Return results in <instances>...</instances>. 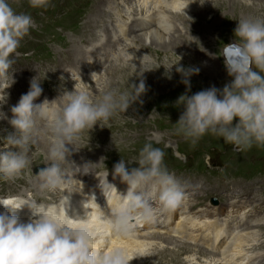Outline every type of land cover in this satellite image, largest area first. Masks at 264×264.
Instances as JSON below:
<instances>
[{"label": "clouds", "instance_id": "9594fccd", "mask_svg": "<svg viewBox=\"0 0 264 264\" xmlns=\"http://www.w3.org/2000/svg\"><path fill=\"white\" fill-rule=\"evenodd\" d=\"M29 4L32 8H46L49 0H29ZM33 23L31 15L16 13L6 0H0V77L7 76L14 64L12 57ZM234 34L235 42L224 44L220 50L232 82L225 84L222 91L213 86L178 98L177 106L183 105L184 111L175 124V133L192 144L211 133L233 145L236 151L254 145L264 147V18L240 19ZM176 70L189 88L188 77L199 72L195 67L178 66ZM138 75L142 77L143 70ZM91 77L96 82L98 74L94 72ZM129 89L120 92L105 83L100 93L94 95L89 88L76 83L74 91H65L58 98L63 101L61 105H56L58 99L47 98L38 104L35 101L43 89L38 77H34L30 90L11 109L10 124L15 132L9 134L5 147L14 150L0 154V174L11 180L28 168L35 144L33 129L40 120L48 134L50 162L36 174L38 190L80 191L74 186L82 182L68 175L63 165L70 162L85 130H92L97 123L103 127L145 93L144 79L138 85L130 84ZM236 118L238 123H234ZM104 159L101 157V162ZM125 161L122 158L114 165L112 175L127 184L126 194L118 192L107 178L100 180L108 205L101 215L102 228L92 226L95 216L92 206H100L94 194L83 203L84 216L77 214L75 218L68 215L70 196L65 194L57 204L35 200L20 204L15 199H0L6 208L0 213V264H129L125 249L98 247V243L110 235H133L137 223L154 220L157 214L154 204L161 211L175 210L186 199V192L164 164L162 149L153 147L151 142L143 145L136 159L127 160L138 167L129 168ZM89 164L76 167L87 174ZM25 206L31 211L27 223L21 222L17 215V210Z\"/></svg>", "mask_w": 264, "mask_h": 264}, {"label": "bare ground", "instance_id": "6f19581e", "mask_svg": "<svg viewBox=\"0 0 264 264\" xmlns=\"http://www.w3.org/2000/svg\"><path fill=\"white\" fill-rule=\"evenodd\" d=\"M61 1L66 2L69 0H59V2H61ZM130 1H132V0H128V2H130ZM229 1H230V8L227 7V9L223 10L226 12L222 13V15H221L222 19L223 18L225 19L227 17V15H232L236 11L242 10V9L248 13V15L246 16L247 18H264V0H252V1L251 0H229ZM86 2H87V0L80 1L76 5V8L75 9L73 8L74 10L72 12H69L65 22H55L54 21L53 24H50L43 31V33L40 35V38H49L50 40L53 39L54 43L58 42L59 44H61V46L67 45L69 43V37L67 38L66 36L62 35V31L63 30L69 31L72 28V26L75 24V22L84 14V12H86L88 14V18L84 21V27L82 29L78 30V32L81 33L79 35V37L81 39H86L88 41L89 45L94 44V46H98L97 47L98 50H96L94 48L91 52H87L85 50L86 48L80 44L81 39H79L78 40L79 42H77L76 44H75V42L73 44H71V46H72L71 50H72V53H74V55L72 58H68V59H71L70 65L77 66V65L81 64V66H82V64H83V66H86L87 65V63H86L87 59L86 58H88V56H89L88 53H90V55H91L90 59H93V58L98 59V61H97L98 67L97 68L100 67L97 70L98 71L97 74L99 75L97 77L98 78L97 84H101V82L104 81L103 77L105 75L106 76L108 75L111 78L109 79L107 84L111 87L117 88L120 92L130 90L129 89L130 84L135 83L138 85L140 82V79L141 78L144 79L145 84H146V91H145V93H143L139 97L138 100H140V102L137 100L134 103H132L130 105V107L126 110L125 113L133 111L135 104L140 105L142 101H144V102H145V100L149 101V98L150 99L154 98L156 100V102H154L153 105L158 106L159 102H162V103L165 102V100H161L159 98H167L170 95L169 90H171V88L173 89V87H175L176 84H178V85L182 84L183 83L182 80L184 78L182 77V75L179 72H177L176 68L173 71L172 69H170L168 67L162 66L164 64L166 65V62H161L162 65L159 64L160 65L159 67L154 66V63H153V65L150 64V65L144 66V65H146L144 63V58L146 56V52H144V51L149 50V51H151V52L153 51L155 53L156 52H166V55L171 56V57L177 56L176 53L185 55L188 58L189 62L185 59H181V64H178V66H181L185 69L190 68V65H193V64H191L192 61L190 62V60L195 61V59H193V57L190 56L188 51H187L188 53L186 52V49L189 50L191 48V46H194L197 50L198 45L204 46L203 44H205V43H204V41L198 43L197 41H199L200 38L199 39L196 38V39H198L197 41H194L195 39H193V40L189 39L190 42L186 44L187 41L184 43L183 37L181 36L182 33H180V32H182V31L184 32V29H186L187 32L190 31L189 28L193 26L192 22L197 21V20H195V19H197L195 17L206 15L213 8V6L206 5L205 3L201 4V0H142V2H139L140 6L138 8H136V9L133 8L134 9V13L132 14L133 20L128 21L126 19L127 13H125L123 11L121 12L120 10L117 11L116 8L109 7L108 13H107L106 10L104 9V7H105L104 4H105L106 0H95L94 4L92 6H90L87 10H85L84 6H85ZM135 3H137V2H135ZM222 4H225V1H223ZM132 5H134V4H132ZM217 5H215V6H217ZM237 5L238 6L240 5V8H237L235 10L234 8ZM233 6H234V8H232ZM133 9H132V12H133ZM160 13L163 14L162 17L159 15ZM225 13H228V14H225ZM220 14H221V10L219 8L217 15H220ZM103 16H107L108 19H111V17L117 18V20H118V17H120L122 20H118V22L120 23V25H122V31L125 34V38L123 37V35L121 37L120 31L118 30L119 28H117V26L114 25L113 21H111V23H107L106 25H104L103 28H101V30L105 31V34H106L105 41H102L99 38H97V40H96L97 34H96L95 28L98 26L99 21H101V20H99V18L100 17L102 18ZM175 22H178L179 24L174 25ZM217 22H219V21H217ZM229 24L223 22L218 26V28H219L218 32L223 36L221 38V43H224L226 41L235 40V37L233 36V35H235L234 34L235 29L234 28L231 29L230 27H232V26H230ZM216 30L217 29H215L214 32L218 33ZM211 32L214 33L213 31H211ZM213 36H214V34H213ZM187 37H185V38H187ZM39 39H38V41H40L41 43H43L44 41L45 42L47 41L44 39H40V40ZM203 40H205V39H203ZM209 41H211V40H209ZM214 41H215V39H214ZM119 45H122L123 51L126 48L128 50H129V48H132V49L130 50V52H127V53L124 52V54L120 53L117 55L116 53H117V49H118ZM218 45H219V43H218ZM153 46H155L156 49H153L154 48ZM87 49H91V48L87 47ZM142 49H143V51H142ZM203 50H205V48ZM209 50H211V49L209 48ZM62 51H63V49H61L59 51L56 50L54 52V54L52 53V55H55L56 58H52V60L48 59V62L53 63L54 61H56L55 63H60L59 56L63 54ZM174 51H175V53H174ZM191 51H195V49H192ZM58 52H59V54H58ZM216 52H218V51H216ZM163 54H165V53H163ZM173 54H175V55H173ZM52 55H50V56H52ZM98 55H99V57H97ZM114 55H116V57L112 60L111 64L109 66L106 64L108 68L106 69V72L104 74V71L103 70H102L103 72L101 71L102 65L104 63H106L108 61V59L110 60V58ZM149 55H150V53H149ZM182 55H180V56H182ZM60 58H61V56H60ZM103 58H105L104 61H103ZM150 58H151V56L149 57V61H150ZM101 59H102V61H101ZM175 59H176V61H175V64H176L178 58L175 57ZM199 60H201V59H199ZM147 61L145 60V62H147ZM164 61H166V60H164ZM202 61H204V58ZM91 62H93V60H91ZM199 64H200V69L202 71V73H201L202 75H201L200 80L196 77V74H192L191 77H188V79L190 80V88H189V85H186L185 83H183L184 87L185 88L187 87L188 90L195 91L197 89H202L204 87L203 84H204L205 79L212 75L211 71L213 68V66H212L213 64H202V62H200V61H199ZM57 65L60 68L61 64H57ZM106 65H105V67H106ZM214 65H216V64H214ZM58 66H57V68H58ZM170 66H171V62H170ZM202 66H204L205 69L202 68ZM141 70H143L142 77L138 75L141 72ZM55 72H57V71H55ZM62 72H64V71H62ZM198 73H200V72H198ZM48 75L52 76V74H50V73ZM81 75H84V79L86 81L88 80L87 81L88 83L89 82L95 83L93 94L98 95L100 93V87L96 86L97 84H96V82H94L92 80V77L91 76L89 77V74H87L86 72L82 73ZM53 77L55 78V73H53ZM57 77L60 81H63V80L65 81V79L62 76L57 75ZM85 77H88V78H85ZM159 80L162 81V82L161 81L160 82L163 83L164 87H159V86L155 85V83ZM30 82L31 81H28V84H27V87L29 89H30ZM66 83H67V87L63 91H68V92L74 91L72 83L71 82H66ZM12 84H13V82L11 83V81L10 82L7 81V83L5 85L6 87L5 86H3V87L9 88ZM220 84H222L221 81H220ZM21 88L23 89V86H21ZM186 92L188 93V91H186ZM181 94H182V92H181ZM22 95L23 94L20 93V95H19L20 98ZM42 96H43V94H41L40 97H42ZM40 97H38V98H40ZM17 98H18V96H17ZM58 98L55 97V99H58ZM58 100L60 101L62 99H58ZM159 100H161V101H159ZM139 105H137V106H139ZM175 106L177 107V105H175ZM176 107H175V109H176ZM119 113H121V112H119ZM123 114H124V112H123ZM118 115L119 114L117 113L114 116L117 117ZM123 116L125 117V115H123ZM109 121L106 124H104L103 127L100 126L99 130H97L98 132H100L102 130L101 134L106 133L107 143L105 144V146L111 145L112 143L115 142V141H113V139H111V134H110L113 130L111 123L114 121H110V122ZM144 121H146V119ZM121 123L122 122L120 121V124ZM95 128H98V126H94L93 129H95ZM36 129L38 131H40V137L38 135L36 136V139L38 141H35V146L32 145V148L30 151V159L31 158L34 159V158H37L40 156H44V160L46 159V161H44L43 163H45V164H42V165L46 167L47 166L46 163H49L50 161H48V149H49L48 134L45 130L44 122L43 121H37L35 124V127L33 129L34 132H36ZM112 134H114V133H112ZM120 135H122V133ZM87 137H88V135H87ZM90 137H92L91 134H90ZM117 137H118V134H117ZM120 140H122V139H120ZM80 142H81L82 146H79L76 144L75 147L77 150L73 151V154H75V158H72V159L69 158L70 162H67L64 164L67 166L66 168L63 165L65 170H67V168H68V173H67L68 175H70L73 178H75L76 180L82 182V184L78 182L74 186L77 190H80V191H74V192L69 193L67 190H65V193L63 191H57L55 194L54 193L53 194L47 193L48 195H51V197H52L50 200H48L47 198H45L43 196L44 195L43 193H42V196H41V194H39L41 192L38 190V187H37V179L33 180L31 178V175H34L36 173L35 172L36 169H32L31 164H29L28 172L26 171L28 173L27 177L26 178H21L22 176L16 177L20 186L21 187L24 186L25 188H23V190L21 192H19L20 195L17 194L18 196L16 194H12V196H11L12 198L10 197V199L17 200V197L19 198L21 195H24L26 191H34V192L39 191L37 194H33L32 197L21 196V197H24L26 199V201L25 200H23V202L19 201V203L24 204L26 202L35 200L37 202L45 201L47 204H56L57 202H59V200L61 199L63 194H65L66 196H70V206L68 208V215L72 218H75V216L77 214L80 215L81 217H83L85 214V210L83 208V203L86 202V200L89 196H91L93 194L98 195V193H96V188L92 187V185L94 184L95 179H96V174L94 172L90 173V178H88L86 175L80 177L82 172H81V170L78 171L76 166L82 167V165H85L88 161L87 157H90V158L93 157L94 159L96 158L99 161H101V160L99 157L93 156V154H91V153L79 152V149L81 147L88 148L91 145L95 144L94 141L86 140V141H80ZM103 142H106V140ZM122 144L123 143L120 144L122 147H126V145L124 146ZM98 145H100L99 142H98ZM86 148H84V149H86ZM7 149H9V148H7ZM127 149L128 148H126V151H127ZM119 152L122 153L121 150H119ZM74 159L77 161V163L75 165L71 163V162L75 161ZM102 166H103L102 164L98 165V166L95 165V166H93V168L97 169V168H101ZM88 169H90V167L87 168V171H88ZM77 175H79L78 178L76 177ZM13 179H15V178H13ZM10 189L14 190V187L10 185ZM0 192H1V190H0ZM81 192L84 194L83 196L79 195V193H81ZM97 195H96V202L100 206H97L96 204H94L92 206L93 209L95 210V216H94V219L92 221V226L102 228L103 227V221L101 219V215L105 211L103 209L105 205L102 204L101 201L104 200L105 195L103 194L101 197H99ZM227 197H229V195ZM106 202H107V198L104 201V203H106ZM250 203H253V205H251V204L242 205L246 210L251 205V208L248 210V214L241 216L240 219H239L240 216L234 217V219H232L231 224L237 226V227H233V228H241V226H245L248 223H255L256 226L260 225V226H258L260 229H264V198H260L257 200L253 198V200H251ZM227 205H228V203H227ZM229 206L232 207V204L229 203ZM1 210H2V213H4L6 211V208L2 203H0V211ZM88 211H91V209H88ZM249 213H251V215H249ZM211 214H216V213L211 212ZM252 214H254V215H252ZM17 215L19 216L21 222L27 223L29 221V218L31 217V211L27 206H25L22 209L17 210ZM250 216H252L253 218L250 219ZM218 218L216 219V222H214L212 224V228H213V232L215 234L214 239H215L216 243L219 242L218 244H220V242H222L226 238V230L224 229L225 223H220L219 222L220 220ZM141 223H145V225L141 227L140 226ZM148 223H150V224L147 226ZM165 225H166L165 219H163V217L157 211V214H156V216L152 222H139V223H137L133 235L128 236V237L110 235L109 237L105 238L103 241L98 243L97 246L98 247L109 246L111 248L119 247V248L125 249L129 255V257H130V260H131L129 262V264H189L188 262L185 261L184 258H182V256L188 255L190 252H193V251L195 252L196 251V249L194 248L195 245H193V243H191V242H188L187 240H184V238L176 236V235L167 236L165 234H161V233H164L165 231L168 232V230H167L168 227H166L167 225L166 226ZM157 226L162 227V229H159ZM153 227H156L157 229L154 230ZM220 227H222V229H219ZM169 230L175 231L174 227H173V222L171 223ZM136 232H140V233H136ZM154 232H159V233L157 234ZM239 237L243 238L242 236H239ZM153 240H154V243L157 241L160 244L164 245V247L163 248H147V249H145V245L147 243L153 241ZM243 240H247V239L244 237ZM215 241L213 240V243H215ZM262 243H259V246L262 247L264 245ZM234 246L240 251H238L236 253L235 252L231 253L229 255H227V253L221 252V251L219 253L214 252V254H213V251H212V253L208 252V250L206 248H203L204 250L199 249L197 251V253L199 255L205 257V258L208 257V260L210 262L216 261V263H217V261H220L221 259H223V263L227 264V262H232L233 257H237V255L239 253H242L245 251V253L247 252V254H248L249 251H251V252L254 251V249H249L248 251H246L243 249V247H239L236 245H234ZM136 247L139 249V251H138V253L135 254L134 250ZM228 247H230V246H228ZM256 247H257V244H256ZM263 248H264V246H263ZM143 249H145V250H143ZM259 253H261V251H258L257 254H259ZM227 256H229L228 259H227ZM231 257H232V259H231ZM245 259L248 260V257L247 258L244 257V259H241V261L236 260L235 262L242 263V261ZM261 264H264V262H262Z\"/></svg>", "mask_w": 264, "mask_h": 264}, {"label": "rangeland", "instance_id": "374dc122", "mask_svg": "<svg viewBox=\"0 0 264 264\" xmlns=\"http://www.w3.org/2000/svg\"><path fill=\"white\" fill-rule=\"evenodd\" d=\"M80 1H85V0H76V1L75 0H69L66 2L65 1L59 2V0H49L48 7H46V8H44V7L32 8L29 4V0H6V2L12 7V9L16 13H25V14L31 15V17L33 18V22H34L33 23L34 28L32 27L30 29L29 33L21 40L19 48L16 50L15 54L13 55L12 58L14 59V66L12 68H10V70H9V72H11L10 75L8 72L6 77H0V97H2L0 99V154L4 153L6 151H9L10 149L14 150L11 147H7V148H9V149H7L5 147V145H6L7 137L9 136V134H12L15 132V129L10 124V120L13 118V113H12L11 109L13 106H16L18 104V102H17L18 98H17L16 91L13 87V84L9 88H5L7 81L8 82L11 81V83H12V81H15L16 77H19L23 81L25 80L26 82L31 81L29 79V76H30V74H33L35 72V70L33 69L34 63L32 62V60L35 61V60L40 59V60L48 62V59L52 60V58H56L55 55H52V53L54 54V52L56 50L59 51V50L63 49V51H62L63 54L60 55L61 58L59 56L60 63L65 61V62H68L70 64L71 59H68V58H72L74 53H72V50H71L72 46H70L69 43L67 45L61 46V44H59L58 42H55L56 43L55 44L53 39L50 40L49 38H40V35L43 33V31L50 24H53L54 21L55 22H65L69 12H72L76 8V5ZM89 1H91L92 3L95 2V0H87V2H89ZM223 1H225V4H222ZM206 2L208 3L207 5L213 6V8L206 15L195 17V18H197V19H195L197 21H195L196 23L192 22L193 26L189 28L190 31L187 32L186 29H184V32L186 31L185 33L183 31L180 32V33H182L181 36L183 37L184 43L187 41L186 44L189 43L190 40L195 39L194 41H197L199 38H200L199 41H197L198 43L203 42V41L205 43V44H203L204 46L198 45L197 50L194 46H191V48L189 49L190 51L188 49H186V52L188 51L190 56L193 57V59H195V61H196L195 62L194 60H190V62L192 61L191 64H193V65H190V67H195V68L199 69L200 73L196 74V77L199 80H200L201 75H202L201 74L202 71L200 69L199 61L202 62V64H213L212 65L213 68L211 71L212 75L205 79L206 82L204 81V84H203L204 87L202 89H197L195 91H191V90H188L187 87L185 88L183 83L179 84V85L176 84L175 87H173V89L171 88V90H169L170 95L167 98H159L161 100H165V102H163L164 104L162 102H159L158 104L160 106L159 105L158 106L153 105L154 102H156V100L154 98L153 99L149 98V101L148 100H145V102L142 101L140 105L135 104V107H134L135 111L133 110V111L128 112V113L124 112V114H123V112H121V113H118L119 115L117 117L113 116V118H110L111 119L110 121H114L111 123L113 130L110 134H111V139H113V141H115V142L112 143L111 145L105 146V144L107 143L106 133L101 134L102 130L100 132L97 131L100 128V124L97 123L95 126H98V128H95L92 130H85L81 134V138L86 137L85 138L86 140L94 141L95 142V144H93L94 146L91 145L88 148L81 147L79 149V152L91 153V154H93V156L99 157L100 160H101V157H105L106 159H104L103 162L97 160L96 158L94 159L92 157L94 160H96V162H99L100 165L103 163L104 164H111L112 163V165H113V163L120 161V159H122V157H124V154L128 151H129L130 157L134 160L135 158L138 157L140 149L147 142L158 143L161 146L160 148L167 150L169 152H174L176 154L178 153V155H181V157L183 159L188 157L189 158L188 161L189 160L193 161L192 164H194V161H196L199 165L204 164L205 161L210 157L209 155H213V156L216 155L221 163H225L228 160V158L231 155H233V151H231V150H233L234 148L233 149L229 148V147H232V145L226 144L223 138L214 136L211 133L205 134L195 144H192L190 141L185 140L182 136L176 135V133H175V124L178 122L180 115L184 111L183 105H180L177 107L175 106V105H177L178 98L182 94H187L190 96V95H193L199 91L209 89L213 86H215L217 89L222 91L225 84L231 83L233 80V77L229 76V74H228V71H227V68H226L225 62H224V57L221 55L220 50L224 44L233 43V42H235V40L226 41L224 43H221V38L223 36L218 32V29H219L218 26L224 22L227 24L230 23L229 25L232 26V27H230L231 29H233V28L236 29L239 20L242 18H247L246 16L248 15V13L242 9V10L236 11L232 15H227V17L225 19L224 18L222 19V17H221L222 13L226 12L223 10L227 9V7L230 8V1L229 0H206ZM204 3H205V0H204ZM132 4H134L133 7H135V8H138L140 6L139 3H135V0L132 1ZM215 5H217V6H215ZM237 6H235V8L233 6L232 8H234L235 10L237 8H240V5L238 7ZM219 8L221 10V14L217 15ZM161 14L162 13H160L159 15L162 17L163 14L162 15ZM225 14H228V13H225ZM103 19H104V17L99 18V20H101V21ZM101 21H99L98 24H101ZM217 21H219V22H217ZM176 24L178 25L179 23L175 22L174 25H176ZM215 29H217L216 31L218 33L214 32ZM211 31H213L214 33H212ZM213 34H214V36H213ZM62 35L66 36L67 38L69 36L70 42H73L75 39H76L75 41L78 42V40H77V38L79 37L78 31H72L71 32L68 30H63ZM233 36L235 37V35H233ZM185 37H187V38H185ZM39 38L47 40V41L46 42L44 41L43 43H41L40 41H38ZM196 38H198V39H196ZM213 38L215 39V41ZM203 39H205V40H203ZM209 40H211V41H209ZM218 43H219V45H218ZM90 46H94V44H92ZM90 46H88V47L90 48ZM119 47L120 48L117 49V51L119 50L118 53H116L117 55L120 53L124 54V52H126V53L130 52V50L132 49V48H129V50H128L126 48L123 51L122 45H119ZM153 47H154L153 49H156L155 46H153ZM203 47L205 48V50H203L204 49ZM209 48L211 50H209ZM192 49H195V51H191ZM142 51H143V49H142ZM216 51H218L219 53ZM144 52H146V56L144 58V63L146 65H144V66H147L150 64L153 65V63H154V66L159 67L160 65H162L161 62H166V65L164 64L162 66L168 67L174 71L175 68L177 69L178 64H181V59H185L189 62L188 58L182 54L176 53L177 56L171 57V56H167L166 52H156L155 53V52H153V51L151 52L149 50L144 51ZM149 53H150V55H149ZM163 53H165V54H163ZM174 53H175V51H174ZM58 54H59V52H58ZM50 55H52V56H50ZM173 55H175V54H173ZM180 55H182V56H180ZM148 56L149 57L151 56L150 61H149ZM97 57H99V55ZM115 57H116V55L112 56L110 58V60H108L109 62L107 61L106 63L103 64L104 66L102 65L101 71L103 70L104 74L106 72V69L108 68L107 65L109 66ZM175 57L178 58L176 64H175V61H176ZM203 58H204V61H202ZM93 59H90L89 61L91 62V60H93ZM104 59L105 58H103V60ZM199 59H201V60H199ZM145 60L146 61L148 60V61L145 62ZM164 60H166V61H164ZM55 62L56 61H54L53 63H55ZM170 62H171V66H170ZM214 64H216V65H214ZM105 65H106V67H105ZM57 66H56V68H57ZM58 68H59V66H58ZM75 68L80 72H83L85 69L83 64H82V66H81V64H79V65L75 66ZM202 68L205 69L204 66H202ZM12 69H15V70L11 71ZM39 73L41 75H46V73H48V74L50 73L53 76V70L50 71V68L45 67V66H42L39 69ZM55 73H57V72H55ZM110 78H111L110 76L105 75L103 77L104 81L101 82L102 84H97V86L100 87V90L103 87V85L109 81ZM160 81L161 80L157 81L155 83V85H157L159 87H164L163 83H161L162 81L161 82ZM220 81L222 84H220ZM3 86H5V87H3ZM21 86H24V85H18L20 90H22ZM186 91H188V93ZM181 92H182V94H181ZM21 93L25 94L22 91H21ZM42 94H43V96L38 98L35 101V103L39 104V103L43 102V100H45V98H47V96L44 94V90H43ZM161 100H159V101H161ZM60 101H62V100H60ZM60 101H58V103ZM138 101L140 102V100H138ZM137 105H139V106H137ZM174 106L176 107V109ZM123 115H125V117ZM145 119H146V121H144ZM38 121H40V120H38ZM120 121L122 123L123 122L124 123L120 124ZM234 123H238V118H236V120H234ZM36 132H34V130H33V139L35 141H38L36 139V136L38 135L40 137V131H38L36 129ZM112 133H114V134H112ZM121 133L123 136L120 135ZM90 134L92 137H90ZM117 134H118V137H117ZM87 135H88V137H87ZM81 138H80V140H81ZM120 139H122V140H120ZM105 140H106V142H103ZM216 141H220L223 144L221 150L217 147V144H215ZM98 142L100 143V145H98ZM121 143H123L122 145H124V146L126 145V147H122L120 145ZM78 145L82 146L81 142H78ZM34 146H35V144H34ZM116 146L118 147L119 150H121L122 153L119 152V150L117 149ZM84 148H86V149H84ZM126 148H128L127 151H126ZM73 151H75V149H73ZM181 153H185V155L181 154ZM244 153L247 154L246 155L247 158H245V164L243 166V171L241 172L240 177L237 179L236 189H234L232 191V193L229 195V197H227V198H231L233 193H234L236 200L228 202V205L226 204L224 207L227 211V216H222V217H227L225 219L226 220L225 223L232 221V219H234V217L240 216L239 217V219H240L241 216L248 214V210L251 208V205H253V203H250V201L253 200V198L257 200L256 196H253L252 193L257 195V197L264 198V197H261V196H264V171H262V170H264V147L254 145L251 149L245 150ZM197 156H199V157H197ZM87 158L89 160V163H92L93 159L89 158V157H87ZM31 159H30L31 168L36 169L35 170L36 173L39 171V169L41 167L42 168L45 167L42 165V164H45L43 162L46 161V159L44 160V156H40V157H37L34 159L31 158ZM131 164H136V163L133 162ZM79 167H81V166H79ZM136 167H138V164ZM104 168H106V167H104ZM255 168L258 170H261L262 172L259 173L258 171H255L254 174L252 175V177L250 178L251 175H249L248 171L250 169L254 170ZM92 169L94 170V168L92 167V168L88 169L87 172L88 173H89V171L92 172ZM77 170H78V168H77ZM170 170H174L175 175H180V176L184 177V175L181 173L180 170H175V169H170ZM26 171L28 172V168H26L24 170V172L21 175L22 176L21 178L27 177L28 173ZM66 171H68V168ZM100 173H101L102 177L105 174L104 172H100ZM82 175H86V174L82 173ZM190 179H192V177L188 178L186 181H188ZM10 185L14 187V190L10 189ZM201 186H202L201 184L198 185V187H200V188H201ZM23 188H25V187L24 186L21 187L16 178L11 179V180H6L3 178L2 174H0V190H1L0 199H7V198L10 199L12 194L20 195L19 192H21L23 190ZM38 192L26 191L25 194L21 195V196L32 197L33 194H37ZM53 193L55 194L56 192H53ZM53 193H51V194H53ZM39 194H41V196H42V193H39ZM43 194H44L43 196L45 198H47L48 200H50L52 198L51 195H48L47 193H43ZM224 194H225V191H217L212 186H208V188L206 190H203L199 193V202H200V205L203 206L201 209L208 208V210H214L213 209L214 207L212 206L210 198L212 196L218 197L219 204H220L221 201L225 202V198L223 196ZM21 196L19 198L17 197V200L20 202L21 201L23 202V200L26 201V199L24 197H21ZM260 198H258V199H260ZM40 202L47 204L45 201H40ZM229 203L232 204V207L229 206ZM247 204H251V205L246 210L242 205H247ZM220 207L221 206H219L218 209H220ZM194 212H198V214H199V208H197V206L194 208ZM0 213H2V210L0 211ZM208 214H211V212H208ZM199 215L202 216L203 214H199ZM249 215H251V213H249ZM252 215H254V214H252ZM205 216H209V215H205ZM205 216L202 217L203 220L208 221ZM209 217H211V216H209ZM252 218L253 217L250 216V219H252ZM249 224L250 223H248L245 226H241V228H228L226 230L225 240L218 246H211V247L207 246L208 247L207 248L203 245L193 244V245H195L194 248L196 249V251L190 252L188 255H183L182 258H184L185 261L188 262L189 264H225V263H223V259H221L220 261H217V263H216V261L210 262L208 260V257L205 258V257L199 255L197 253V251L199 249L206 248L208 250V252L212 253V251H213V254H214V252L219 253L221 251V252H225V253H227V255H229L231 253H234V252L236 253V252L240 251L234 245L239 246V247H243L244 250L248 251L250 245H252L253 243H254V245H256L258 243H262L259 241L264 239V229H260L258 227L260 225L256 226L255 223H252L251 226ZM181 225H182L181 222H178V226H181ZM200 225H201V229L206 228V226L202 225V223L199 224V226ZM219 229H222V227H220ZM224 229H225V227H224ZM169 231H168V233H161V234H165L167 236L176 235V234L169 233ZM136 233H140V232H136ZM154 233L158 234L159 232H154ZM214 236H215V234H214ZM239 236H242L243 238H241ZM244 237L247 240H243ZM262 244H264V242ZM228 246H230V247H228ZM163 247H164V245L160 244L157 241L154 243V240L145 245V249H147V248H163ZM145 249H143V250H145ZM138 251H139V249L136 247L134 250L135 254L138 253ZM249 252H251V251H249ZM249 252H248V254H249ZM253 253H254V251H252L250 253V255H252ZM248 254L245 256V258L248 257ZM227 258H229V256H227ZM255 260H257V261L247 262V259H245V260H243L244 262L242 261V263L232 261V262H227V264H246V263L247 264H261L262 262H264V256H262L260 258H256Z\"/></svg>", "mask_w": 264, "mask_h": 264}]
</instances>
